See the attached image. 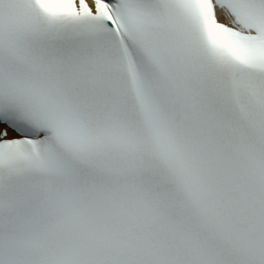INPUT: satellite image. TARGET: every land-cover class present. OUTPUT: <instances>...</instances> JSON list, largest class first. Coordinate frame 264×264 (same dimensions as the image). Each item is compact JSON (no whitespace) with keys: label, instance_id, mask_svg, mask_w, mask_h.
<instances>
[{"label":"snow or ice","instance_id":"6c2138e0","mask_svg":"<svg viewBox=\"0 0 264 264\" xmlns=\"http://www.w3.org/2000/svg\"><path fill=\"white\" fill-rule=\"evenodd\" d=\"M0 264H264V0H0Z\"/></svg>","mask_w":264,"mask_h":264}]
</instances>
